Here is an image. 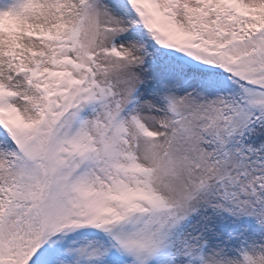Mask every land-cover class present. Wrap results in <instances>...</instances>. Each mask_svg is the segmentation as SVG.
<instances>
[{"label":"snow or ice","instance_id":"obj_1","mask_svg":"<svg viewBox=\"0 0 264 264\" xmlns=\"http://www.w3.org/2000/svg\"><path fill=\"white\" fill-rule=\"evenodd\" d=\"M0 264H264V0H0Z\"/></svg>","mask_w":264,"mask_h":264}]
</instances>
